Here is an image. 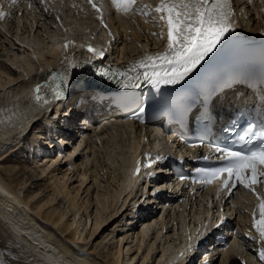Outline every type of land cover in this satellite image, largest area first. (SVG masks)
Listing matches in <instances>:
<instances>
[{"label": "bare ground", "instance_id": "1", "mask_svg": "<svg viewBox=\"0 0 264 264\" xmlns=\"http://www.w3.org/2000/svg\"><path fill=\"white\" fill-rule=\"evenodd\" d=\"M20 1L23 3V8H25V4H30L33 8L25 10L15 21L0 23V63L5 62L10 66V71L0 69V264H133L135 261L137 264L140 259V264H151L154 244H147L145 251L143 247L148 239L146 230L152 227V221L156 222L158 214L153 216V212H149V208L150 204L160 203L162 199L149 198L145 202L147 206L143 210V214L139 218L133 215L136 220L131 215L134 212H132L133 207L130 206L128 200L137 196L138 189L140 192L142 191V183L136 188L141 177H134L129 171V166L133 160L139 155L141 156L144 148L152 151L150 148L156 140V137L150 140L148 135L151 134L152 128L142 129L129 121L116 119V116H112V120L108 121L110 117H106L104 119L108 122L105 120L106 122L99 124L100 127L97 129V126L94 127L95 120H92V124L88 123L92 129L89 130L86 127L83 133H80L81 137H78L77 142L76 135L73 138L67 135H58L45 125L46 122L40 123L39 118L42 112L35 114L33 107L26 103L27 97L32 103L35 98L32 93V84L35 81L33 73L47 69L51 64L56 65L59 71L65 67H69L70 71L76 69L77 67L73 68L72 65L78 63L70 61L68 65L67 62H62L63 35H68L73 24L86 23V20L88 26L84 28L94 27L93 29H95V21L85 8L72 10L69 6L74 5L63 3L60 8L55 3L50 7L55 11V15L60 12L65 16L64 20L61 19L62 25L59 26L55 21H51L49 13L43 11L36 0ZM142 2V8L144 4H146V9L149 8V10L147 9L149 15L143 10L139 16L115 18L114 22L117 24L115 32L119 37L118 49L116 47L114 54L116 61H125L131 58L135 60L142 55L144 49L155 50L164 46L166 25L159 19L160 14L155 11L159 7L158 0H142ZM236 3L238 8L242 6L238 9V12L241 13L242 22L238 19L241 29L258 31L264 28V19L261 18L259 12L263 6L262 3L252 4L251 7L246 6L240 0H236ZM255 14L257 15L254 16ZM82 95L79 96L82 97ZM69 122L71 123L72 120ZM32 124L33 126L37 125L36 128L40 132H44L49 139L52 137L55 139L58 136L57 139L62 138V141H69V145L67 142L64 143L65 146L57 152L56 159L55 156L48 157L52 146L48 150V155L43 156L41 152L45 146L42 145L43 141L38 140L41 139V136L36 134L37 137L29 139L31 145L25 138V132ZM57 125L59 126V124ZM154 131L155 134H160L159 131L155 129ZM90 132L93 133L92 136H90ZM92 141L93 145L100 142L101 148L104 145L106 150H110L114 146L119 149L122 146L128 151L129 163L125 168L124 180L121 187L119 186L120 188H115L108 183L99 187V182L97 189L101 190L93 191V194L90 192V187L93 185L89 186L91 181H89V176L86 173L88 169L85 166L88 167L91 161L89 159L80 161V158L84 157L86 149L92 151ZM19 143L20 147L17 145ZM23 145H27L29 152H34L33 158L32 156L31 159L20 156L24 153L21 149ZM71 148H74L73 153H70L71 150L69 151ZM67 153L71 155H66ZM74 154L75 156L79 155L74 158ZM17 155L19 157H16ZM121 155L123 156L124 152ZM39 157L40 159H38ZM110 163L112 164V162ZM148 172L153 173V169ZM97 174H99L98 171H95L92 176L95 178L94 183L98 180H96ZM103 175L106 176V174ZM73 177L77 181L71 183L70 180ZM88 181L89 183H87ZM104 181L106 182V180ZM159 181L161 182V180ZM75 182L77 185L73 186ZM80 192H82L81 195L84 194L83 199L79 197L81 196ZM231 199L236 200L233 196ZM184 201H186L184 204L188 205L189 200L184 199ZM244 201L248 202L249 199L244 197ZM94 203L96 207L93 211ZM109 203L112 204V211L107 207ZM173 203L174 206L169 211L181 215L187 213L186 207L181 206L177 200ZM241 203L240 199L232 205L238 214L235 232L236 244L225 249L222 254L217 249L212 252L206 251L203 264H264L258 254L260 250L264 249V244L260 242L259 235L248 227L246 204L243 207L244 210L236 206ZM163 204H165L164 201ZM193 206L202 208L197 202L192 203ZM128 208L127 217L129 218L127 220L130 219L131 225L127 226L128 223H125L119 228L118 219L123 217L121 215L126 213ZM169 211H165L164 215L168 216ZM139 213L140 210L134 214L139 215ZM232 214L233 210L227 212L226 220L229 221ZM108 223H115L113 231L111 229L107 237L104 238V240L110 238L112 249L100 254L96 251L99 245L92 247L90 242H94L100 235L98 231L106 230ZM160 223H163V220ZM142 224L145 226L139 232L137 248L133 253H136V256L129 258L131 248L127 242H134L131 235ZM161 229L163 231L165 228ZM192 230L191 234L193 235L195 229ZM226 230H232V226L227 227ZM185 239L188 242V247H183L180 253L176 251L178 246L176 249L173 248L174 251L168 258L160 257L157 264H171L178 261L189 250L192 254L193 240L189 235ZM98 255L102 260L96 258H99ZM138 255L141 256L139 259ZM194 262L195 259L191 264Z\"/></svg>", "mask_w": 264, "mask_h": 264}, {"label": "snow or ice", "instance_id": "2", "mask_svg": "<svg viewBox=\"0 0 264 264\" xmlns=\"http://www.w3.org/2000/svg\"><path fill=\"white\" fill-rule=\"evenodd\" d=\"M43 3V0H41ZM97 12H100L93 0H88ZM135 0H112V6L118 11L127 15L133 11ZM31 7V5H29ZM159 13V19L166 25L165 46L162 51L156 54H145L135 67L142 70L141 75L151 87L160 91L164 86H176L189 78L198 70L206 57L220 45L233 31V11L230 0H162L159 7L155 9ZM0 13V16H3ZM103 22V21H101ZM70 47L66 44L65 48ZM87 51L93 56H103V52H96L92 47ZM88 61H85L87 64ZM73 68L79 67L73 64ZM150 69V71H149ZM135 68L128 71H134ZM107 71L97 73L108 79ZM127 75L126 72L113 74V79H122ZM140 76H128V83H122L124 88H138ZM64 86H67L66 82ZM39 90V85H37ZM62 87H57L53 99L59 102L62 99ZM47 103V101H45ZM145 109L140 107L134 111L136 119H140ZM252 130V125L248 131ZM224 131L230 132L231 129L225 128ZM241 140L245 137L241 136ZM258 142L252 144V139L248 143L252 144L247 151H239L222 148L217 146V151L221 153V160L224 162L221 167L212 169L208 172L204 182L211 183L213 179H219L226 174L224 181L227 185L232 181V187L236 184L242 185L245 189L255 191V185L264 186V129L259 133ZM231 191V189H229ZM261 203L258 206V219L254 213L253 228L259 234L260 242L264 243V194L256 193ZM259 259L264 261V249L259 251Z\"/></svg>", "mask_w": 264, "mask_h": 264}, {"label": "rangeland", "instance_id": "3", "mask_svg": "<svg viewBox=\"0 0 264 264\" xmlns=\"http://www.w3.org/2000/svg\"><path fill=\"white\" fill-rule=\"evenodd\" d=\"M148 10H149V8H147ZM147 9H145L144 11H146V13H148V10ZM251 10V9H250ZM252 11V10H251ZM148 15H149V13H148ZM248 15H249V13H248ZM50 19H51V21L52 22H54V20H53V18H52V16L50 17ZM78 20V19H77ZM148 20H151V18H148ZM87 20H86V23L85 22H81V23H76V24H73L72 25V27L70 28V32L73 34V36H76V37H87V36H89L90 34H88V33H85L84 32V27L85 26H88L87 25ZM85 24V25H84ZM84 25V26H83ZM94 26V25H93ZM90 27V26H89ZM94 27H92V28H89V30L90 29H93ZM88 31V30H87ZM92 37L93 38H95V39H99V38H101L102 36L100 35V34H98V33H96L95 35H92ZM3 63V64H2ZM2 63H0L1 65H0V69L1 70H9V68H10V66L8 65V63H5V62H2ZM10 71V70H9ZM83 99H84V102H87V105H86V107H88V108H90L91 109V106H90V102H89V99H87L88 97H82ZM73 99V100H72ZM67 106H71L70 108H72V109H70V110H72L71 111V114L72 113H76L75 111H73V109L74 110H78V109H80V107H81V105H79V101H78V98L76 97V96H72L68 101H67ZM74 116V115H73ZM73 121V122H69V124L70 125H72V123H75V121H74V119L73 118H71L69 121ZM82 124V123H81ZM98 123H96V125H97ZM36 126L37 125H32V127L30 128V130L28 131V134H27V136L25 137L26 139H31L32 137H34V136H36L37 137V135L38 136H41V139H38L39 141H43V143H42V145L43 146H45L44 148H43V150H42V152L41 153H43V156H47L48 155V150L50 149L49 148V146L48 145H50L49 144V138L47 137V136H45L46 134L43 132H40L39 130H38V128H36ZM96 127V126H95ZM100 127V125H97V128H99ZM35 132V133H34ZM37 134V135H36ZM90 134V136H92L93 135V133L92 132H90L89 133ZM43 137V138H42ZM153 137H156V140L154 141V146L156 147V148H162V149H168V145L162 140V138L159 136V135H155L154 133L152 134V135H150V139L151 138H153ZM71 138H73V137H71ZM45 139V140H44ZM77 139V142H78V136H76V138H75V140ZM31 140H29L28 142L30 143V145H31V142H30ZM48 142V143H47ZM76 142V143H77ZM21 143V142H20ZM20 143L19 144H17L18 146L20 145ZM46 145H45V144ZM75 143V144H76ZM73 144V143H72ZM74 144V145H75ZM97 145H93V141H92V151L90 152L88 149H84L85 150V152H84V157H81L80 158V161L82 160V161H87L88 159L91 161L90 162V164L88 165V167H86L85 166V168L86 169H88V171H86V173H87V176H89V181H91L90 182V184H89V186H91V185H93L92 187H90V192H92V194H93V191L94 192H96V191H98V190H101V189H97V185L99 184V182H100V184H99V187H103L104 185H107V183H108V185H110L111 184V186H113V187H115V188H120L121 187V185H122V183H123V180H124V175H125V168L128 166V151L126 150V148L125 147H122L121 146V148H115V146L114 147H112V149H110V150H106L105 148H104V145H103V148H101V143L100 142H97L96 143ZM25 146H26V148H25ZM33 146V145H32ZM36 146V144L34 145V147ZM20 147V146H19ZM18 147V148H19ZM73 147H75V146H73ZM21 149H23V151H24V153L22 154V155H20V156H26V157H28V158H30L31 159V156L33 155V151H30L29 152V149H28V147H27V145H23V146H21ZM105 149V150H104ZM70 150H72V148L71 149H69V151ZM45 151V152H44ZM73 151H74V148H73ZM49 152H51V151H49ZM122 152H124V155L122 156L121 154H122ZM26 153V154H25ZM28 153V154H27ZM57 154V151L55 152V155ZM80 154V153H79ZM79 154H77L76 156H74V158L75 157H77ZM51 156H52V154L51 153H49V155H48V157L49 158H51ZM16 157H19L18 155L16 156ZM34 156H32V158H33ZM58 156H55V159L57 158ZM112 157V158H111ZM61 158V157H60ZM38 159H40V157L38 158ZM113 160H114V162H113ZM126 160V161H125ZM79 161V163H81ZM112 162V164L110 163V162ZM78 162H76V164H79ZM79 168L81 169V167L79 166ZM95 171H98V173L99 174H97L98 175V177L96 178V183H94V180H95V178H93L92 176H93V174H94V172ZM102 171V172H101ZM104 172H106V173H104ZM101 173V174H100ZM103 174H106V176L105 175H103ZM96 177V176H95ZM77 181V179L75 178V177H73L71 180H70V182L72 183L73 181ZM104 180H106V182L104 181ZM89 181L87 182V183H89ZM158 183H161L160 181H158ZM120 184V185H119ZM75 185H77V182H75L74 184H73V186H75ZM120 186V187H119ZM88 188V187H87ZM81 193L82 192H80L79 193V195H81ZM139 194V193H138ZM148 195V194H147ZM81 199H83V197H84V194L83 195H81V196H79ZM93 197H94V195H93ZM90 199H91V197H90ZM110 202V201H109ZM179 203L181 204V206H184V208L186 207L187 208V213L186 214H184V215H181V214H174V213H172L171 211H169V210H167L166 209V207L163 205V203L162 202H160L158 205H156L157 204V202L153 205L152 204V208L150 209V211L149 212H153L152 213V215L153 216H155V215H157L158 214V217H156V222L154 223V221H152L150 224H151V226L152 227H150V229L149 230H146V233H147V241H146V243H145V246L143 247V250L144 249H147L146 248V245L148 244V245H152V244H154V246H153V248H154V251H153V253H152V261H151V264L153 263V264H157V262H158V259H160V257H162V256H165V258L167 257L168 258V256L170 255V253H172L173 251H174V249H175V247H176V244L179 242V240L181 239V234H180V232L178 231V228L179 227H181V230L182 231H185L187 234H188V232H190V230L192 231V229H193V226H192V228H191V225H192V222L193 221H196V220H199L200 218H201V216H202V208L200 207V206H193L192 207V204H188V205H186V204H184V201L183 200H180L179 201ZM186 203V202H185ZM94 205V208H93V211L95 210V207H96V204L94 203L93 204ZM155 206H157V208L155 209L154 207ZM163 206H164V208H163ZM107 207H109V209H110V211H112V204L111 203H109L108 205H107ZM153 210V211H152ZM166 212H168L169 211V215L167 216V214L166 215H164V212L165 211ZM129 211V208L127 209V211H126V213L124 212L121 216H123L122 218L120 217L118 220H119V223L118 224H120L119 225V228H121L125 223H128L127 224V226H130L131 224L129 223L130 222V219H128L127 220V218H129V217H127L128 215H127V213H129L128 212ZM135 213V212H134ZM134 213H132L131 215L133 216H136L137 218H139V216L140 215H138V214H134ZM137 213V212H136ZM163 215V216H162ZM174 215V216H173ZM179 215V216H178ZM181 215V216H180ZM131 216V217H132ZM133 216V217H134ZM152 216V217H153ZM184 216V217H183ZM173 218H174V220H173ZM125 219V220H124ZM113 220V219H112ZM117 220V221H118ZM127 220V221H126ZM134 220H136V218L134 217ZM163 220V223H160L161 221ZM117 221H116V223H117ZM122 221H124V222H122ZM120 222H122V223H120ZM154 223V224H153ZM156 223H158V224H156ZM168 223V224H167ZM114 224V225H113ZM108 223V225H107V228H106V230L105 231H102L101 232V230L100 231H98V233H100V235L97 237V239H95L94 240V242L93 241H91L90 242V246H94V245H99L98 246V249L96 250L98 253H100V254H102V253H104V252H106V251H110L111 249H112V246H111V243L112 242H110L109 241V239L110 238H108V239H105L104 240V238H106L107 237V235H108V233L111 231V229H112V231H113V229H114V226H115V223ZM123 224V225H122ZM138 225H139V223H137ZM156 224V226H154ZM162 225V227H164L165 229H163V231H162V227H161V225ZM167 224V225H166ZM143 227L142 228H144V226L145 225H142ZM167 228H166V227ZM141 228V229H142ZM124 229H126V227H124ZM141 229L139 230V226H138V229H136V231L131 235V234H129V235H131L132 236V241H134V242H132L131 243V241H128L127 243H129V247L131 248V252H130V255L128 256L129 258L130 257H135L136 256V253L135 254H133L134 253V251L136 250V248H137V240H138V236H139V232L141 231ZM159 233V234H158ZM121 234H122V232H121ZM124 234V233H123ZM162 234V235H161ZM189 235V234H188ZM130 236V237H131ZM95 237V236H94ZM119 238V237H118ZM183 238V237H182ZM94 239V238H93ZM185 239V237L183 238V240ZM148 247V246H147ZM174 248V249H173ZM142 250V251H143ZM99 251H101V252H99ZM124 251H125V249H124ZM145 251V250H144ZM96 252V253H97ZM99 256V255H98ZM141 256L140 255H138V259L140 258ZM97 259H99V260H102V259H100L101 257L99 256V258L98 257H96ZM137 258V257H136ZM137 260V259H136ZM136 262L137 261H135L133 264H136ZM140 262H141V259H140ZM140 262L139 263H137V264H140Z\"/></svg>", "mask_w": 264, "mask_h": 264}]
</instances>
